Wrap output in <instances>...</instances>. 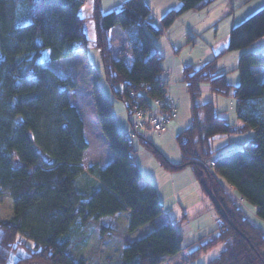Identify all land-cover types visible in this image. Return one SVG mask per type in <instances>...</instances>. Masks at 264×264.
Returning a JSON list of instances; mask_svg holds the SVG:
<instances>
[{"label":"trees","instance_id":"16d2710c","mask_svg":"<svg viewBox=\"0 0 264 264\" xmlns=\"http://www.w3.org/2000/svg\"><path fill=\"white\" fill-rule=\"evenodd\" d=\"M85 1L0 0V196L8 194L13 208L10 218L0 219V264H7L18 249L27 255L14 264H88L74 251L88 233L71 235L79 226L94 225L101 238L110 236L114 229L99 219L125 211L129 232L146 224L151 227L140 237H123L119 264H161L178 252L185 253L184 264H192L218 246L220 252L205 264H264V230L235 196L242 197L254 208L256 218L264 220V80L251 69L264 65V52L240 55V81L235 85L228 83L217 65L221 55L246 50L264 37V6L230 28L224 51L198 68L183 67L181 80L189 96L191 121L174 136L181 160L173 163L142 134L148 127L165 132L168 125L165 131H156L146 122L131 145L125 132L131 128L136 108H153L168 84L164 57L155 40L187 10H202L217 0H180L177 9L156 22L145 0H124L109 11L102 10L100 0H93L94 45L101 55L105 80L113 97L124 103L130 125L126 131L118 130L111 104L94 82L96 118L113 159L85 171L80 165L88 147L83 121L67 95L76 82L45 64L46 59L87 53L89 41L79 14ZM116 25L124 33L123 50L129 51L117 58L111 49ZM128 57L132 59L129 64L125 62ZM202 84L237 100L240 125L229 123L211 101H200ZM246 128L254 134L240 148L228 153L210 150L209 141L215 136ZM137 143L167 171L189 168L216 215L213 229L184 243L175 218L156 224L155 218L166 210L153 183L138 184ZM200 159H212L214 164L207 168Z\"/></svg>","mask_w":264,"mask_h":264},{"label":"crops","instance_id":"0c3cea01","mask_svg":"<svg viewBox=\"0 0 264 264\" xmlns=\"http://www.w3.org/2000/svg\"><path fill=\"white\" fill-rule=\"evenodd\" d=\"M122 1L124 0H100L101 8L103 11H109L119 7ZM145 1L150 7L151 14L152 17H154L155 22L167 11L177 9L181 5L180 0ZM263 6L264 0H217L202 10L190 9L181 14L174 21V23L169 28L164 30L162 35L155 40L157 49L164 57L162 62L163 75L169 76L170 82L172 81L171 86H173L176 77H182V69L184 66L192 65L195 68H198L206 61L224 51L228 45L230 28L240 23L246 17ZM93 36L94 34L92 32V40ZM124 48H126L124 33L122 28L119 25H116L111 32V49L113 56L117 58L118 52ZM263 51L264 37L259 39L253 46L247 48L246 50H234L218 57V69L225 73L226 79L230 82V84H238V81H240V75L239 73L233 72V70H238L237 65L240 55L243 52L248 53ZM76 56H78L77 63L79 65H84V67L88 65L90 68L88 53H80L72 57L76 58ZM257 68L262 67L252 66L251 69L252 71H255ZM71 77L75 79L78 85L77 78L73 75H71ZM183 86H185L184 83ZM199 88L201 91L200 101H211L216 110H218L222 116L227 117L226 105L224 106V102L220 97L221 95L211 92L210 87L207 84H202ZM170 94L176 100L178 114L168 123L167 131L158 133L148 127L142 132V134L146 135L151 140H154L159 145H163V139L166 140V136L170 135V137L174 140V136L181 132L185 125H187L185 123L181 124V119H176L180 113L179 109L183 106L181 99L182 95L180 96L179 92L177 93L176 91L172 92L171 89ZM236 102L237 100L235 99V103ZM115 122L117 128L121 129L120 123L117 119ZM235 124H240V121L237 119ZM129 125L130 123L128 120L126 126L123 125V129L121 131H126L129 128ZM221 139H225L226 141L224 144H221V146H217L216 149H220L228 145L227 137H221ZM153 171L154 175L161 179V182H156L152 179H148L147 181L155 185L158 199L166 210L165 217H173L178 221V231L184 243L185 241L186 243H190L205 235L209 229H211H206V225L208 224L206 223L207 216L205 213L209 214V218L212 223L215 222L216 215L210 207L207 198L201 192L198 183L189 168H184L177 172H171L156 166ZM167 182H169V185H167ZM125 212L128 215V212ZM165 220L166 219L163 221ZM156 224H160V222H156ZM216 248H218V250H216L220 252L221 247L218 246ZM179 254H181L182 257L184 256V252H178L173 256H177Z\"/></svg>","mask_w":264,"mask_h":264},{"label":"rangeland","instance_id":"374dc122","mask_svg":"<svg viewBox=\"0 0 264 264\" xmlns=\"http://www.w3.org/2000/svg\"><path fill=\"white\" fill-rule=\"evenodd\" d=\"M123 2V1H122ZM121 2V3H122ZM93 7V0H86L83 6L81 7L79 14L84 18L83 30L88 36V56H89V64L84 67V65H79L77 63L78 56L62 58L58 60H50L46 59L45 64L54 69L58 74H62L61 76L71 77L73 75L77 78L78 85L76 83V87L70 89L67 92L68 98L70 102L78 109L80 117L83 121V133L86 141L88 142L87 149L83 152L81 166L82 169L87 171V168L91 165L96 167H103L108 164L113 159V153L109 149L108 142L104 135L101 132L100 125L96 118V111L93 104L92 94H91V86L95 82L101 91L104 93L105 97L109 100L112 113L114 115V119L120 123V128L118 130L123 129V125L126 126L128 121V116L125 110L124 103L113 97L110 88L105 80L101 55L99 50L94 45V36L93 40L91 39V33L93 31V23L91 20V12ZM264 52V51H263ZM131 57L125 59L127 64L130 63ZM257 67L255 71H253L256 78L259 80H264V65H254ZM71 72V73H69ZM235 73H239L238 70H233ZM230 72V73H233ZM229 73V74H230ZM59 74V75H60ZM231 77V76H230ZM72 78V77H71ZM181 76L175 78V82L173 86H171L172 81L170 82L169 90L179 92L182 104L181 109H179L180 113L176 118L181 119V124L185 123L184 128H186L190 124L191 114H190V104H189V96L187 92H185V86L181 82ZM73 79V78H72ZM75 81V79H73ZM76 82V81H75ZM239 82V81H238ZM230 83V82H228ZM90 86V87H88ZM91 88V89H90ZM222 101L224 102V106L226 107V114L229 123L235 124L236 112H235V98L230 95H221ZM176 101V100H175ZM188 120V121H186ZM241 124V122H240ZM239 124V125H240ZM122 125V126H121ZM236 129L237 126H234ZM239 127V126H238ZM253 130L251 128H246L244 131L240 129L237 132L222 134L216 136L214 139L209 141V148L213 150L215 153H228L237 148H240L242 144L253 137ZM167 139H163V145L157 144L154 140L152 142L155 144L157 148L165 155V157L173 163L180 162L181 156L179 154L178 148L174 140L169 136H166ZM222 138L227 137L228 145L226 147H222L220 149H216L217 146H221L226 141ZM214 141V142H213ZM136 164L140 171V178L138 180V184L143 186L148 179H152L154 181L161 182L160 178L154 175V168L158 166V163L152 156V154L147 151L142 144H136ZM218 150V151H217ZM95 179L94 176H91ZM80 182H84V178H80ZM169 185V182H167ZM166 189V188H165ZM198 203V201H197ZM251 206V205H250ZM177 213V212H176ZM13 214L12 208V199L11 197L3 193L0 196V219H8ZM207 216V228L213 229L216 223H212L209 214L205 213ZM166 213L161 214L155 218V222H160L162 224L164 219H166ZM252 221L258 224L264 230V222L262 219H257L253 216H250ZM99 222L112 227L114 229L113 233L110 236H103L101 238V234L99 232V228L94 225H87L83 228L79 226L75 233L71 235V238L76 237L78 234L85 235L88 233L87 238L84 242L76 244L74 251L78 258L87 261L88 264H119L118 258L121 252L122 247V239L123 237L128 238H137L149 231V224L142 225L138 227L136 230L129 232L128 231V222L129 216L126 212H120L114 216H104L99 219ZM195 223V222H194ZM209 229V230H211ZM186 243V241H185ZM221 247V246H220ZM218 248H214V250L208 251L204 255H202L196 263L192 264H205L206 260H210L215 257L219 251ZM27 253L23 249H18L16 252L10 254L8 258L7 264H14L17 260L24 258ZM185 253L182 257L181 254L177 256H172L166 259L161 264H184L183 259H185ZM26 264V263H21ZM29 264H37V263H29ZM191 264V263H189Z\"/></svg>","mask_w":264,"mask_h":264},{"label":"built area","instance_id":"2783aa9c","mask_svg":"<svg viewBox=\"0 0 264 264\" xmlns=\"http://www.w3.org/2000/svg\"><path fill=\"white\" fill-rule=\"evenodd\" d=\"M129 54V51L120 50L119 55L125 56ZM168 84L164 87L163 96L157 98L154 101V107L151 109L136 108L133 112V120L131 122V128L125 132V137L128 145H131L133 139L137 135V131L142 128L146 122H150L156 131H165L168 123L177 115V106L175 98L170 95L169 85L170 78L168 75L165 76ZM130 155V153H129ZM200 163L207 168H210L214 163L212 159H200ZM236 199L242 209L249 215L255 216V212L242 197L235 195Z\"/></svg>","mask_w":264,"mask_h":264},{"label":"water","instance_id":"95a60500","mask_svg":"<svg viewBox=\"0 0 264 264\" xmlns=\"http://www.w3.org/2000/svg\"><path fill=\"white\" fill-rule=\"evenodd\" d=\"M37 264H39V263H37Z\"/></svg>","mask_w":264,"mask_h":264}]
</instances>
